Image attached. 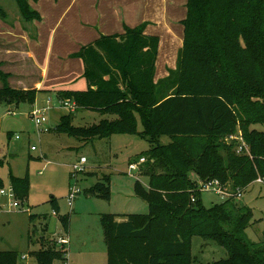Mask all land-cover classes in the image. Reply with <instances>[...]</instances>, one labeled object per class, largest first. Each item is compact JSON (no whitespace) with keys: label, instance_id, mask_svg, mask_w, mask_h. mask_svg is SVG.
<instances>
[{"label":"trees","instance_id":"obj_1","mask_svg":"<svg viewBox=\"0 0 264 264\" xmlns=\"http://www.w3.org/2000/svg\"><path fill=\"white\" fill-rule=\"evenodd\" d=\"M15 1L24 19L34 12L39 18L30 0ZM187 8L177 67L167 77L154 81L159 38L145 34V24L126 26L123 33L102 35L73 54L84 61L88 89L57 93L78 108L112 116L85 128L74 126L71 114L63 115L57 132L99 138L137 133L151 138L150 160L159 159L157 168L143 172L149 188L139 187L149 213L130 214L124 221L102 216L106 264H198L192 253L196 236L226 248L228 257L211 264H264V241L252 242L245 232L253 223L252 210L233 198L206 207L197 189L200 177L244 189L264 178V130L255 127L264 125V0H188ZM9 76L0 68V101L33 104L38 90L14 88ZM236 125L251 156L237 153L236 141L216 142L234 134ZM162 134L173 140L158 143ZM178 137L197 141L186 144ZM4 162L0 152V169ZM10 178L24 202L27 176L11 172ZM105 189L98 184L90 192L106 195ZM52 205L59 215L56 198ZM63 224L68 232V217ZM51 253L66 259L59 251ZM18 255L0 251V264H22Z\"/></svg>","mask_w":264,"mask_h":264},{"label":"rangeland","instance_id":"obj_2","mask_svg":"<svg viewBox=\"0 0 264 264\" xmlns=\"http://www.w3.org/2000/svg\"><path fill=\"white\" fill-rule=\"evenodd\" d=\"M0 9L6 13L3 16L0 11V19L5 22L13 23L17 19L27 25L32 24L36 17L34 12L31 19H24L15 0H0ZM24 49L21 44L0 41V68L10 74V86L12 81H19L14 76L18 73L22 75L20 80L23 85H30L37 79L38 72L31 61H24L21 69L13 63L8 64L9 60L14 62L25 56ZM50 98L52 102L48 103L46 95H40L35 106L28 102L0 101V152L5 161L0 169L3 188L11 187V172L17 176H27L29 182L28 194L24 202L20 201L19 207H11V199L0 194V251L17 252L22 264H106L109 254L102 216L113 214L116 221H124L130 214L147 215L149 205L139 193V187L146 190L149 188V178L143 172L147 167L151 170L157 168L159 159L154 157L150 160L151 138L137 133H113L109 137L99 138L76 137L57 132L55 129L63 115L71 114L72 124L85 128L112 116L83 108L70 112L61 106L58 97L51 95ZM48 106L45 111L47 121L38 127L32 119L31 111ZM138 118V130L142 131L143 124ZM255 127L264 130L263 124ZM239 132L236 125L234 134ZM172 140L168 134L157 138L161 144ZM175 140L185 141L186 144L197 141L191 138L182 140L179 137ZM216 142L222 146L235 141L222 137ZM32 146L36 149L33 150ZM222 152L225 153L223 149ZM82 156L88 160L86 169L75 179L71 165ZM142 157L150 165H146L145 161L141 171L131 170L130 163ZM189 174L193 179L197 178L195 172ZM201 180L203 178L200 177ZM98 184L106 186V195L90 192ZM71 187L80 190L73 206L69 203ZM201 197L206 207L224 201L221 195L211 191L202 192ZM53 198L58 201L59 215L54 212ZM238 201L254 214L253 223L245 231L248 239L263 242L264 184L253 181ZM65 217L69 218L68 232L63 224ZM60 237L67 238L66 245L59 243ZM58 251L66 259L51 253ZM192 253L198 264H211L228 257L226 248L200 236L193 239Z\"/></svg>","mask_w":264,"mask_h":264},{"label":"crops","instance_id":"obj_3","mask_svg":"<svg viewBox=\"0 0 264 264\" xmlns=\"http://www.w3.org/2000/svg\"><path fill=\"white\" fill-rule=\"evenodd\" d=\"M187 2L188 0H30L39 18L27 25L17 19L13 23L0 19V41L23 45L25 56L13 60L14 62L9 60L8 64L13 63L21 69L24 61H31L38 76L32 84L23 85L20 80L22 75L18 73L14 76L19 81H12L10 84L23 90L37 89L36 101L31 104L33 106L43 94L50 98L51 95L57 97L59 91L86 90L88 81L84 77V61L73 54L102 35L121 34L126 26L137 27L142 24L146 25L145 34L159 38L154 75V81L157 82L177 67L179 51L184 41L182 20L187 17ZM7 50L12 52L11 48Z\"/></svg>","mask_w":264,"mask_h":264},{"label":"built area","instance_id":"obj_4","mask_svg":"<svg viewBox=\"0 0 264 264\" xmlns=\"http://www.w3.org/2000/svg\"><path fill=\"white\" fill-rule=\"evenodd\" d=\"M47 101H48V103H51L52 98H48ZM59 103L61 104V106L69 109L70 112H74L78 109V105L76 104V102L70 98H68V99L59 98ZM48 108H49V106L47 108H45V107L44 108H34L31 111L32 119L35 121V123L38 127L43 126V124L47 121V116L45 115V111ZM19 137L20 136L17 135V138H19ZM226 138H227V140L229 139L231 141L234 140L237 142V146H236L237 153L247 154V155L251 156L249 146H248L246 140L244 139V136H243L241 131L238 134H231V135L227 136ZM32 149L35 150L36 147L32 146ZM145 161H146V158L142 157L137 162H131L129 165V168L131 170L141 171V165ZM87 162H88L87 158L85 156H82L78 162H75L74 164L71 165V169H72V172H73L75 179L78 178L80 172L85 171ZM256 181L260 182V183H264V178L258 177L256 179ZM197 182H198L197 189L199 192H204V191L215 192L216 194L221 195L224 200L231 199V198L236 199V200H240L243 197L244 192L246 191V189H244L240 186L234 187L231 182L223 183L220 180L214 179V178H207V179H204L201 181H200V179H197ZM78 192H80L79 188L71 187V190L69 193V203L71 206H73V201H74L76 195L78 194ZM0 194L8 196L11 199V202H10L11 207H19L20 206L21 200L17 198L13 185H11V187H9L8 189H5L3 187L0 188ZM14 198H16L17 200H13ZM192 200L194 201L195 197H192ZM67 242H68V240L66 237H60L59 238L60 244L66 245Z\"/></svg>","mask_w":264,"mask_h":264}]
</instances>
